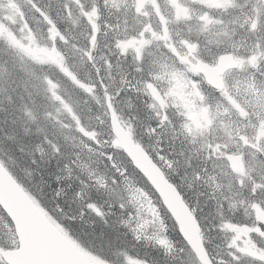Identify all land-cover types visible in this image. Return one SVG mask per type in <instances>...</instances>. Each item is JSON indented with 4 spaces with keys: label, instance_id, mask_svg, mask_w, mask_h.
Masks as SVG:
<instances>
[{
    "label": "bare ground",
    "instance_id": "6f19581e",
    "mask_svg": "<svg viewBox=\"0 0 264 264\" xmlns=\"http://www.w3.org/2000/svg\"><path fill=\"white\" fill-rule=\"evenodd\" d=\"M31 1L38 3L47 12L53 11L52 0ZM239 10L250 11V5L245 4ZM233 13L236 14L234 11ZM249 14L250 16L242 22L243 27L252 24V22L255 25L259 24L263 26L264 17L262 20L261 16L257 14L255 9H252ZM189 16H191L190 11L186 8H182L181 10L176 11V13H170L165 19L170 25L180 28L181 19L188 18ZM259 22H262L263 24ZM209 24L210 25H200L198 28L190 32L191 38L189 41L192 44L190 49L197 55V60L199 62L204 61L206 58L212 55V53L226 59L236 58L238 61L245 59L247 60V58L254 55L255 46H253L251 37L249 35H246L243 38H238L237 33H235L236 36H233L231 33L234 31H227L225 29L230 25L241 24L240 20H229L225 18H222L221 20L214 19ZM119 25L120 24H117L116 27H119ZM131 25L133 26V23L128 26ZM247 30L249 31L247 33L253 35L255 40L258 42V36L251 33L253 30L252 27L248 26ZM259 30L261 34H264V27ZM102 41L107 44L106 46L108 48H110L109 45L112 42H107L104 39H102ZM101 51L102 50H100V52ZM162 51L163 52L158 54V58L169 62L167 66L161 65L162 71L160 74V69H151V66L149 65H144L142 67L135 65L130 67L125 65V67H122V69L113 71L115 76L109 77V82L101 84L94 94L90 95L89 97L81 94L80 96L85 107H82L78 109L77 112H75L77 116H79V122H82L85 127H88L93 123L92 121L104 120L105 122L101 126L103 131L106 133L105 138L109 139V143L113 145L112 131L115 127L123 126L126 120H128V117L133 122L136 121L145 123L147 121H151L148 115V108H145L141 104L146 100V95L150 96V102L159 99L161 97V93L163 92V86H150L153 84H147L152 81L153 76L156 74H159L158 81L161 80L160 77L166 79L165 74H168V72L171 70V63L175 65H182L186 62L185 55L179 51ZM263 51L264 46L262 47V52ZM76 64L79 68L82 67L79 62ZM262 77L264 78V73H262ZM257 78L260 79L259 74ZM88 79L94 86H96V80L94 78ZM241 87L242 89H240V92L242 97L249 92V85L245 84L244 90L243 86ZM73 90L76 92L75 89ZM253 91L257 94L262 93L258 83L255 84ZM123 93L128 102L122 100ZM105 99L111 101L115 99L117 104L107 103ZM13 103L14 102L12 101L10 103L12 105H10L5 102L4 106H0V119L3 117L4 113L7 112L9 114L7 117V122L10 125L6 133L0 131V154L14 167L16 178L13 174L11 176L9 175V177L1 175L0 187H9L15 185L17 184L16 179L19 182L25 181L27 183L36 179L35 181L40 188H42L45 192L52 194H48V197L52 199V203H55L56 205H66V214L68 218L70 217V221L80 225L81 218L84 219L86 224L93 232L91 235L92 240L99 238L100 235H98V233L117 234L119 240L125 239V236L121 233V231H119L118 227L121 225V222L127 220V214L129 210H131V204L129 200L131 188L126 183V181L117 178L113 179L111 177V181L113 180V182L109 184L108 189L115 191L111 195V202L105 205L107 210H105V212L108 216H106L105 220L102 222L96 221L88 212L85 205H83V203L77 198L78 192L85 191L84 187H86L85 185H87L88 181L93 182L98 174L96 170H88L84 168L81 161L79 162L76 160V158H91L86 156L82 150L75 148L74 145L70 143V141H67L68 139L66 138L65 134H63L58 129L55 130L53 127L54 125L61 130L67 131L71 128V119L67 118L57 120L53 122L52 125V123L49 121L55 116L56 113H58L57 111L47 115L46 112H43V110L40 109L36 103L32 108L23 102H18L16 104ZM114 113H117L118 116L112 119V115ZM252 113V116L247 120L248 125L252 124L259 116H261L260 111H255ZM39 119L43 122V124L38 122ZM37 122L39 127L33 130L32 126L36 128L35 124ZM153 129H157L155 124L153 125ZM226 129L232 137V139L229 138L230 141L227 145V148H229V150H231L233 153H238L240 146L236 138L237 133L230 125H227ZM74 134L72 133L71 135L77 136V133ZM46 135H50L53 138V141H46ZM106 139L102 138V140L99 142H105L104 144L106 146L108 143L106 142ZM167 141L169 147L168 149L164 147V150L168 152L167 157L172 154L175 156V160L172 162V159L174 158L171 156L168 159V162L164 161L161 163L162 165L157 168V172L159 175L164 173H169L172 175L173 172H176L177 175L180 176V181H182L186 174V170L188 169L187 165L189 168L199 167L202 157L199 154H195L192 158V162H189L187 161L189 160V157L185 150H172V148L174 149V146L179 147L182 145L186 146L184 147L186 149H191V147L194 148V146L197 145L194 141L183 139V137H170L167 139ZM81 143L83 148L85 146V150L89 151V143L86 140H82ZM57 148L62 150L65 149L66 154H64V152L59 149L57 152H54V150ZM177 161H179L178 164ZM210 161L212 163L204 162L201 165L200 170L205 174L207 173L208 177L210 178H213L218 174L225 175L224 173H219L217 171L223 166V162L228 161L227 159L222 160V163L218 161L215 162L212 158ZM184 162H186L187 165ZM72 165L75 169L71 171L70 176H68L70 170L69 167ZM103 166H106L105 161H103ZM106 171H110V169L106 167ZM50 187L51 190L49 189ZM53 194H57L56 197H54ZM90 195H95V192H90ZM201 200L203 204L209 205L210 207H213L216 204L214 198L212 197L207 199L201 198ZM123 208L128 211L126 212L125 210H122ZM210 211L211 208L209 207L203 210L202 220L206 226H202V228L203 230L208 231L211 240L209 241L211 249L214 247L217 255L221 256L222 250H220L216 242L219 237V232L213 229L208 221V215ZM175 221L176 222L172 225L181 228L182 231L179 232H181L184 238L187 237L189 241L188 243L181 242L176 237L177 240L175 241L174 246L172 245L173 248L169 249V252H173L172 255L176 256V261L179 264H193L199 259L194 250L197 249L198 245H191L194 249L188 247V244L191 242V238L189 236L194 232L192 231V228L187 225L185 220L175 218ZM126 232L128 233V231ZM3 234L6 237H12L8 231L3 232ZM179 235L180 234H176V236ZM127 239L131 242L134 240L135 244L137 243L136 237L132 233L127 235ZM94 244L97 245L98 243L95 242ZM141 249L144 248L141 247L139 250ZM118 250H120V254L123 255L134 254L132 250H126L122 252V250H125L122 247H118L116 251ZM224 263H226V261L221 259L220 264ZM0 264H7V262L6 260H0Z\"/></svg>",
    "mask_w": 264,
    "mask_h": 264
},
{
    "label": "trees",
    "instance_id": "16d2710c",
    "mask_svg": "<svg viewBox=\"0 0 264 264\" xmlns=\"http://www.w3.org/2000/svg\"><path fill=\"white\" fill-rule=\"evenodd\" d=\"M29 1L30 12H32L38 19H40L42 15L53 16L56 13V18L54 17V19L51 18L49 22H44L45 24H43V26H41V24L38 25L39 29L42 27L43 32V34L39 36V40L44 44L43 47L46 45L48 52L45 55V60L41 62L31 61V57L24 52L20 53V56L16 54V47H18V45L14 43V40L11 41L16 47L11 43L8 44V41H4L3 38H0V106H4L5 102L10 104L13 101L15 104L23 102L32 108L36 103L43 112H46L47 115L55 113V111L58 112L49 121L52 125L53 122L57 120L71 119L72 125L67 131L61 130L54 125L53 127L55 130L58 129L65 134L68 139L66 140L70 141L75 148L82 150L86 156L91 158H76L79 162L81 161L84 168L88 170H96L98 174L93 182L88 181L87 185H85L86 187H84L85 191L78 192L77 196L81 194L83 195L81 199L83 205H85L88 212L96 221L102 222L105 220L106 216H108L105 212V205L111 202V195L115 191L108 189L109 184L113 182V180L111 181V177L113 179H123L128 184V180L132 178L133 173L122 155L118 153L116 155L109 154V152L112 153L114 151V143L113 145L110 144L109 139L105 138L106 133L101 126L104 124V120L92 121L93 123L88 127H85L82 122H79V116H77L75 112H77L78 109L85 107L80 96L83 93L77 87V79H74V83L70 82V79L64 76V71L65 69L70 72L74 69L77 72L82 70V73L78 78H83L82 82L87 88H96V90H98L101 84L109 82V76L106 78V74L109 73L110 70L113 72L122 69L125 65L130 67H133V65L139 67V65L131 57H127V55L124 56L122 53L118 52L116 47L108 48L106 46L107 44L102 41V36L104 34L103 28L97 31L93 30V25L96 27L101 23L105 25L104 18L112 16V14L106 15L101 12L106 10V0H86L84 8L87 10H93V12L89 13L86 11L87 15H85V17L81 15L83 9L82 3L74 9L68 4L69 0H52L53 11L47 12L38 3L31 0ZM70 6L72 10H70ZM65 10L73 11V13H71V16H68V13L65 12ZM75 10L76 12H74ZM60 14L61 16L59 17ZM248 26L252 27L253 30L251 32L253 34L257 33V30L261 27V25H255L253 22L252 24L241 28L235 26V33H237L238 38H243L248 34ZM98 43L101 46L100 50L107 49V56L112 64L107 71H104L103 61L100 65H97L93 63L91 59V56L94 54V45ZM80 55L82 56V59L80 58ZM77 62H79L80 65L81 62H83L81 68L77 66ZM153 65L154 67L158 66L155 64ZM113 75L115 76L114 72ZM88 78H94L96 80V86H94ZM79 84L82 85L80 82ZM73 89L78 92L76 93ZM88 90L89 89L86 90L87 93ZM8 116L9 114L5 112L0 119V131H3L4 133L8 131V127L10 126L7 122ZM38 122L43 124L40 119ZM38 122L35 124L36 128L32 126L33 130L39 127ZM96 132L100 133V139L95 136ZM72 133H77V136H72ZM83 134L87 136L84 137ZM49 136L50 135H46L45 140L53 141V138ZM102 138L106 139V142H108L106 146L104 144L105 142H99ZM167 139L168 138L166 137L163 140L161 150H163L164 147L168 149L169 145ZM82 140H86L89 143V151L85 150V146L83 148L81 143ZM141 141L144 142L143 140ZM144 143L146 144V142ZM58 149L62 150L57 148L54 152H57ZM62 151L66 154L65 149ZM1 158L7 160L2 156ZM103 161L106 162L105 167L103 166ZM106 167H108L110 171H106ZM69 168L68 176H70L71 171L75 169L73 165ZM35 180L28 183L31 192L44 207L46 206L49 208L50 212L58 217L57 220L59 222L61 221L63 226L69 228L71 233H73V237H75L77 242H79L83 248L86 247V249L102 254L105 258L112 259L113 261H111V264H134L132 263L131 258L129 259L124 256H119L120 250L116 251L118 247H122L125 249L122 250V252L132 250L135 253V251L142 247L137 246L134 240H132V242L128 241L127 235H129L131 231L124 226L128 220L121 222V225L118 227L119 231L125 236V239L119 240L117 234L98 233V235H100L99 238L92 240L91 235L93 232L84 219L81 218L80 225L70 221V217L68 218L66 214V205H56L55 203H52V199L48 197V194H52L45 192L40 188ZM95 183L98 187L92 188ZM128 185L131 188L132 193L134 188L132 187V184ZM49 189L51 190V187ZM90 192H95V195L91 196ZM255 192L259 193L257 188H255ZM56 195L53 194L54 197H56ZM129 196H131V194ZM142 204L145 205L144 202ZM122 210H125V208ZM131 210H133L132 204ZM202 212L203 211L200 212L201 215H203ZM238 216L242 217V214H238ZM126 231H128V233ZM95 242L98 244H94ZM212 252L214 251L212 250ZM172 253L173 252H169L167 247H160L158 245L157 247H152L136 254L135 259L140 264H167V262L170 264H179L176 261V256L172 255ZM214 256L216 259L218 258L217 253H214ZM244 264L250 263L246 260Z\"/></svg>",
    "mask_w": 264,
    "mask_h": 264
},
{
    "label": "water",
    "instance_id": "95a60500",
    "mask_svg": "<svg viewBox=\"0 0 264 264\" xmlns=\"http://www.w3.org/2000/svg\"><path fill=\"white\" fill-rule=\"evenodd\" d=\"M112 119H114V115H112ZM114 132L120 135L122 139L123 133L120 127H115ZM125 143L128 148L127 153L133 162L143 170L144 174L156 186L155 176L145 171L147 166L151 168L149 160L139 153L137 147H130L128 141ZM1 175L9 177L0 163ZM0 205L11 216L19 238L24 243L21 250L4 253V258L10 264H92L73 244L46 221L17 184L9 187H0ZM194 250L201 261H207L205 260L206 255L203 248H201V244Z\"/></svg>",
    "mask_w": 264,
    "mask_h": 264
},
{
    "label": "rangeland",
    "instance_id": "374dc122",
    "mask_svg": "<svg viewBox=\"0 0 264 264\" xmlns=\"http://www.w3.org/2000/svg\"><path fill=\"white\" fill-rule=\"evenodd\" d=\"M168 1H172V0H168ZM19 18H20V10L17 5L15 6V4H13L12 0H0V28L2 27V25H5L8 22H17ZM239 145L243 146L242 143H239ZM183 178H186L185 181L187 182L191 179L190 176L189 177L184 176ZM128 184H131L130 180H128ZM93 187L96 188L98 186L95 183L94 186H92V188ZM77 198L78 200L81 201L82 195H78ZM130 203L133 205L132 200H130ZM125 211L127 212L128 210ZM127 215H128L127 216L128 222L126 224L129 225V222L132 221L134 218L133 216L134 211L129 210Z\"/></svg>",
    "mask_w": 264,
    "mask_h": 264
}]
</instances>
